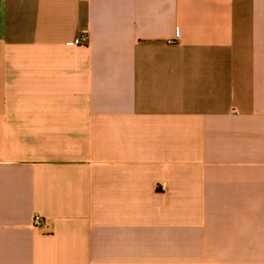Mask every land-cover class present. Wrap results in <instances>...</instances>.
<instances>
[{
  "label": "crops",
  "instance_id": "obj_1",
  "mask_svg": "<svg viewBox=\"0 0 264 264\" xmlns=\"http://www.w3.org/2000/svg\"><path fill=\"white\" fill-rule=\"evenodd\" d=\"M0 264H264V0H0Z\"/></svg>",
  "mask_w": 264,
  "mask_h": 264
},
{
  "label": "built area",
  "instance_id": "obj_2",
  "mask_svg": "<svg viewBox=\"0 0 264 264\" xmlns=\"http://www.w3.org/2000/svg\"><path fill=\"white\" fill-rule=\"evenodd\" d=\"M43 222V218L41 216H36L35 217V223L36 224H41Z\"/></svg>",
  "mask_w": 264,
  "mask_h": 264
}]
</instances>
